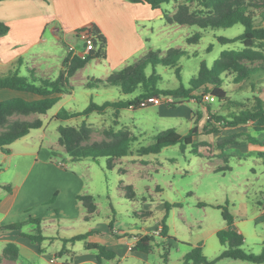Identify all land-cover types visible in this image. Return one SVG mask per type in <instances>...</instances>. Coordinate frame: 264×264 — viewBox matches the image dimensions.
Instances as JSON below:
<instances>
[{
    "label": "rangeland",
    "instance_id": "374dc122",
    "mask_svg": "<svg viewBox=\"0 0 264 264\" xmlns=\"http://www.w3.org/2000/svg\"><path fill=\"white\" fill-rule=\"evenodd\" d=\"M181 3L190 4L191 10L197 6L196 0H169L161 8L166 10L173 8L174 12ZM17 24L18 22L13 23L10 35L0 40V50L10 45V50L0 55L5 58L18 54L24 55L25 59H29L30 65V60L33 61L31 53L36 50V47L32 50H26V48L35 36L39 37L41 32L38 33L35 27L33 29L30 27L28 35L22 36L18 33L20 26L18 28ZM164 24V21L159 18L148 22L149 28H140L147 37V47L161 51L179 48L186 51L187 55L179 59V78L170 67L157 65L154 68L155 72L162 76V80L157 84L160 89H175L180 86V83L186 87L188 81L196 76L201 62L210 66L219 57L221 51L242 47L239 40L227 44L217 41L218 37L234 38L241 34L243 26L240 24L228 28L205 30L196 26L170 27ZM6 25L10 30L11 26ZM150 26L153 27V31L150 30ZM196 32L201 33L199 40L196 43H188L187 38ZM50 35L48 27L44 33V36L49 38L44 48L47 53L44 60L50 68L53 67V71L51 68L50 72H52L45 78L54 79L57 77H55L56 67L62 54L68 51L69 46L80 49L83 36L86 34L80 29L67 30L66 36L70 44L64 42L62 45L50 44L52 43ZM16 43L27 44L24 46V44ZM208 46H211L209 50ZM258 48L264 56V41L258 44ZM41 65L44 64L41 63ZM245 65L264 67V58L252 62L246 61ZM103 69L102 63L96 65L94 59H91L88 67L82 72V76L88 75L92 78L87 79L84 86L98 79L94 77H103L105 73ZM151 71V67L146 69L148 74ZM256 77L255 75L251 80L235 83L234 75L227 74V77L223 79V88L231 100L249 106L254 96L264 94L259 88L260 79ZM72 82L76 101L71 100V102L76 110H83L89 101L101 104L106 100H117L120 96L133 98L141 92L138 88L132 94L123 95L117 87L111 86L107 91L87 89L91 94L85 96L83 92L86 89L81 88L83 85L82 82L80 84L79 75L72 78ZM251 84L254 85L253 88ZM180 101L184 100L177 96L162 97L160 103L153 106L135 110L123 109L121 116L109 109L102 114L93 113V117L78 116L66 122L42 119L44 125L41 128L31 129L28 135L13 142L9 148L39 151L40 157L49 150L53 163H60L80 175L84 181L81 193L92 192L91 195L97 203L94 226L98 229H106L111 222L116 229L134 228L140 233L154 235L152 249L146 253L148 263L127 258L123 264H179L191 246H199L208 260L217 258L227 248V245L220 244L216 236V231L226 227L221 208L217 206L227 208L234 216L235 225L243 235L242 247L248 252L258 254L264 246V156H260L264 153V148H259V144L264 142V136H259L247 124L233 128L219 125L220 132L196 136L194 145L186 146L184 149L176 144L164 147L156 154L140 155L138 153L140 147L151 144L154 136L165 129L174 128L184 135L195 125L200 132H203L206 123L211 128L214 119L208 120L206 112L208 104L210 110L215 113L226 115L231 111H237L231 104H220L217 99L214 101L203 99L200 101L203 103L189 99L175 107L166 104ZM192 110L195 113L192 114ZM77 112L80 111L68 113ZM198 112L202 113V118L198 117ZM40 116L35 114L15 116L14 119L32 121L36 118L41 119ZM83 124L90 130L89 138L85 142L87 144L108 141L109 132L112 129L128 130L135 136L131 153L113 160L112 167L108 168L105 157L73 161L62 148L51 149V146L57 145L59 125L79 128ZM42 134H46V137L42 138ZM32 159H28L27 163L22 159L17 160L19 168H27ZM14 163L16 159L9 160L0 155V181L11 179ZM164 215H166L164 220L168 228L167 238L155 233L158 227L162 228ZM80 244L79 242L76 246ZM57 259L60 263L70 261L67 255L59 256ZM213 264L251 263L222 258Z\"/></svg>",
    "mask_w": 264,
    "mask_h": 264
},
{
    "label": "trees",
    "instance_id": "16d2710c",
    "mask_svg": "<svg viewBox=\"0 0 264 264\" xmlns=\"http://www.w3.org/2000/svg\"><path fill=\"white\" fill-rule=\"evenodd\" d=\"M2 1V0H0ZM133 3H144L152 9H160L163 19L167 24L196 26L202 30L228 28L235 24L243 26V32L234 38L218 37L217 41L222 44L239 40L242 48L235 50H223L210 66L201 62L195 77L188 81L185 87L180 86L175 89H160L157 87L162 76L155 72L157 65L170 67L174 69L176 77H180L179 59L187 55V52L179 48H169L164 54L160 50H148L143 56L135 59L130 64L121 69L112 71L105 79H96L92 84H86L89 88L98 87H117L121 94L129 95L140 88L141 92L127 99L115 101H104L101 104L90 101L88 105L80 112L68 113L59 112L55 115L56 119H69L77 116H88L92 113L102 114L108 109L118 113L122 109H139L156 105L155 101L162 97L177 96L188 101L194 99L197 103L203 101V97L210 94L220 101V104L229 103L237 111H231L229 114L215 113L210 110L209 104L206 105L208 120L214 119L212 127L207 123L200 132L197 125L191 127L184 135L178 133L174 128L165 129L154 136L153 142L147 146L138 149L140 155L156 154L164 147L179 144L181 149L186 146L194 145V138L199 135H209L220 132V126L229 128L246 125L251 123L254 131L259 136H264V100L259 96H254L253 102L249 106L243 103L233 101L229 98L227 91L223 88V79L227 74L234 75V82H244L251 80L255 75L262 84L260 88L264 91V67H247L245 62H252L264 58L258 44L264 41V27L256 25V15L264 17V0H196L197 6L191 10L190 4L181 3L174 12L161 9L163 4L169 0H129ZM81 31L87 30L91 36L92 47L85 58L72 55L70 52L62 62V69L54 79L42 78L35 75L34 70L27 69V75L19 74L18 70H10L7 73L0 74V89H9L31 93L37 96L36 99L27 100L21 97H13L0 101V150L3 153L9 152V146L29 134L31 129L41 128L43 122L36 118L32 121L17 120L15 116H29L46 114L64 94H70L73 90L69 83L70 77L78 70L83 68L91 59L106 58V38L95 25L80 28ZM8 25L0 21V36L7 34ZM201 37L200 32L194 33L187 38L188 43H196ZM211 46H208V50ZM19 63L21 60L18 61ZM152 68L151 73L146 69ZM253 88L254 85L251 84ZM180 102H167L170 107H175ZM195 113V111H191ZM198 117L202 118V113L198 112ZM208 126V128H207ZM58 146L73 160L83 159L96 160L99 157H105L107 167H112V161L125 157L131 153V145L135 141L128 130H110V139L87 144L90 130L85 124L79 128L72 126L59 125ZM260 143V142H259ZM259 145H264L262 141ZM260 155L264 156V153ZM129 189V188H128ZM131 197V196H129ZM77 199L81 201L82 206L87 213H93L96 209L94 197L90 194H79ZM221 208V215L226 223L224 229L216 231V236L221 245H227V248L213 260H208L199 246H191V249L184 254L179 264H213L216 260L226 258L232 260L247 261L251 264H264V246L258 254L246 251L243 245V235L233 228L234 216L227 208ZM165 217L162 218L160 236L167 238L168 228L165 224ZM30 222L37 225L33 233H20L18 235L25 237L31 244L40 245L46 237L39 228V220L32 219ZM23 224L19 223L10 226V229L19 230ZM111 226V224H109ZM88 233L75 235L69 238H63V247L56 254L57 257L69 252L65 244L84 241L86 250H93L96 253V261H109L116 257L115 252L99 243H90L86 239ZM153 234H143L137 238L132 249L149 253L154 242ZM18 255V249L13 243H8L3 249V256L15 259ZM166 258V257H165ZM167 261V260H166Z\"/></svg>",
    "mask_w": 264,
    "mask_h": 264
},
{
    "label": "crops",
    "instance_id": "0c3cea01",
    "mask_svg": "<svg viewBox=\"0 0 264 264\" xmlns=\"http://www.w3.org/2000/svg\"><path fill=\"white\" fill-rule=\"evenodd\" d=\"M173 10L171 8L169 11L173 12ZM159 18L164 21L160 9H152L147 4L133 3L129 0H2L0 1V21L10 26L18 22L17 27L20 26L18 33L22 36L28 35L31 30L30 27L32 29L35 27L38 33H41L38 38L35 36L29 47L26 48V50H32L36 47V50L31 53L33 59V61L30 60L31 64H28L29 59H25L24 55L18 54L6 58L0 55V74L7 73L10 70H18L19 74L27 75V69L29 68L34 70L36 76L45 78L53 71L51 66L52 71L50 72L51 68L44 60L47 56L44 48L49 41V38L44 36L45 29L49 27L52 42L50 44L62 45L64 42L70 44L66 36L67 30L74 31L93 24L105 36L107 43L106 58L94 59L96 65L99 63L104 65L103 70L105 73L103 77L94 78L105 79L112 71L123 68L130 64L131 60L133 62L151 49L147 47V37L140 28H149L148 22ZM255 18L256 25L264 27V17L256 15ZM164 23V26L169 25L170 27L185 26L167 24L165 21ZM152 28L150 26L151 31H153ZM11 31L12 26L8 34L0 36V40L6 39ZM16 44L26 46L27 43ZM11 46L14 47V45ZM9 50L10 45H7L0 50V54L7 53ZM165 51L160 50L161 53ZM67 54L68 51L62 54L56 67L55 77L61 71L62 62ZM19 60H21L20 63ZM41 63L44 65H41ZM88 65L89 62L83 68L78 69L75 75L69 79V83L73 88L72 78L79 75L80 84L82 82L83 85L81 88L86 89L83 92L85 96L91 94L87 90L90 88L85 87L84 83L92 77L82 76V72ZM260 85L259 88L262 87L261 83ZM95 89L107 91L109 87ZM261 92L264 93V91ZM13 97H21L27 100L37 98L31 93L0 89V101ZM259 97L264 100V94ZM119 99L127 98L120 96L117 100ZM71 100L76 101L73 90L70 94L62 95L46 114L40 116L41 120L56 119L55 115L61 110L66 112L81 111L82 109H74ZM54 108L56 109L52 111ZM118 116H121V110L118 112ZM82 117H93V113ZM69 119L56 120L66 122ZM42 122L44 125V121ZM247 125L253 128L251 123ZM41 137L45 138L46 134H42ZM58 147L57 141V145L55 147L51 146V149L59 150ZM259 148H264V145H259ZM0 155L7 157L9 160L16 159L11 171V179L0 181V264H123L127 258H134L148 263L146 253L133 249L129 250V245L134 244L135 239L145 234V232L140 233L134 228L116 229L113 225L109 226V224L106 229H98L94 226V213L97 212V203L95 202V211L89 214L82 206L81 201L77 199V196L83 192V178L71 168H66L60 163H53L49 150L45 152L43 157L39 156V151L15 150L13 148H9L8 153H3L0 150ZM30 158L33 159L29 161L27 168H19V161L17 162V160L22 159L23 162L27 163ZM91 193L88 194L91 195ZM32 219L39 220V228L46 237L40 245L31 244L28 239L18 235V232L33 233L37 229V225L30 222ZM19 223L23 224L19 230L8 228ZM233 228L240 232L235 222ZM84 233H88L87 242L106 246L115 252L117 258L99 263L96 261L95 251L86 250L84 241H76L75 243L65 244L69 252L63 255H67L70 261L58 262L56 254L63 247L62 239ZM79 242L81 244L77 247L76 244ZM8 243H13L18 249V255L15 259L3 256V249ZM51 259L54 262H50Z\"/></svg>",
    "mask_w": 264,
    "mask_h": 264
},
{
    "label": "built area",
    "instance_id": "2783aa9c",
    "mask_svg": "<svg viewBox=\"0 0 264 264\" xmlns=\"http://www.w3.org/2000/svg\"><path fill=\"white\" fill-rule=\"evenodd\" d=\"M83 32H85V34H86L85 36H83V40H82L83 47L81 49H76L75 46H69L68 47V52H70L72 55H76L80 58L87 57L89 54V51L91 49H93L92 42H91V39H92L91 34L87 30H84ZM203 99L205 101H214V97L210 94L205 95L203 97ZM159 103H160V100L155 101V104H159ZM160 232H161V228L158 227L155 233L157 235L158 234L160 235ZM136 240H137V238L135 239V241ZM133 245L134 244L129 245V250H132ZM50 262H54V260L51 259Z\"/></svg>",
    "mask_w": 264,
    "mask_h": 264
}]
</instances>
